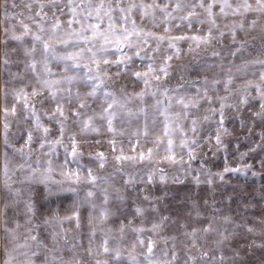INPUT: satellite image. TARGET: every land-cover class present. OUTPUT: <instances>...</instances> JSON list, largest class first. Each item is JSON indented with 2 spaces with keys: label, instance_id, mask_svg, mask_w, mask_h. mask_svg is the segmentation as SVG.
I'll list each match as a JSON object with an SVG mask.
<instances>
[{
  "label": "snow or ice",
  "instance_id": "6c2138e0",
  "mask_svg": "<svg viewBox=\"0 0 264 264\" xmlns=\"http://www.w3.org/2000/svg\"><path fill=\"white\" fill-rule=\"evenodd\" d=\"M0 148V264H264V0H0Z\"/></svg>",
  "mask_w": 264,
  "mask_h": 264
},
{
  "label": "rangeland",
  "instance_id": "374dc122",
  "mask_svg": "<svg viewBox=\"0 0 264 264\" xmlns=\"http://www.w3.org/2000/svg\"><path fill=\"white\" fill-rule=\"evenodd\" d=\"M175 34L178 35L180 33L176 32ZM225 43H227V41H225ZM180 46L182 48L186 49L187 43H181ZM204 55L209 60V62H211V60L215 59V58L211 57L210 53H207ZM184 62L188 63L189 57H184ZM146 63H147V61L141 62L140 60L137 59L136 65H135V70H143V66L146 65ZM123 82H125L129 85L130 90H133V85H132L131 79H128V80L123 81ZM171 83L174 85L176 83V81L171 80ZM141 87H142V85L137 84L135 86L134 90L139 91ZM53 127H55V126H53ZM228 127L230 130H232L234 128L236 129V132H235L236 136L242 135V133L239 131L238 124L229 122ZM205 129H206V131L214 132V126L210 127L208 125H205ZM133 131H134V129H133ZM158 131L159 130H157V132ZM152 134L153 133H150V135H152ZM108 138H110V134H105L103 136V143L101 145L91 144V145H86L84 148L85 156L81 162L83 164L87 165L88 167H91L94 172H101V174H103L102 170H100L98 168V165L88 159V153H90V152L94 153L96 151H103V152H105L106 155L109 156V164L107 165V169H108V171L112 170L113 161L111 160V149L106 142ZM117 139H118V141L119 140L123 141V147H124L125 153L130 154V147L131 146L128 143V139H129L128 135H125L123 137H118ZM225 142L229 143V148L227 150L228 163L231 167H235L238 163V153L234 150L232 145L236 141L233 137H227V138H225ZM132 143L133 144L135 143V137L132 138ZM143 143H144V140L141 139V144H143ZM240 143L242 145L240 151H246L247 149L244 146V141L241 140ZM148 146H151V144L149 143ZM118 147H119V144H118ZM206 150H207V148L205 147L204 149H202L200 151H201V153H203ZM0 151H2V148H0ZM224 156H225L224 152L218 153L215 157H213L211 154H209L205 159V163L213 172L222 171L223 167L225 165ZM261 158H262V156L260 154H254L253 156H250L247 158L248 162H250L254 165V170L257 171L258 173L261 172V169L259 167V160ZM55 159H58L60 161L63 160V149L59 150V155ZM193 167L198 168L199 167V161H194ZM0 179H2V177H0ZM225 179L228 181V183L224 186V188L222 190L231 192L232 188L245 189L247 191V193L257 196V199L252 201V204L254 207L252 209H250V211L254 212L256 214V216H259V214L261 212V208L264 207V205H260L258 202V193H259V189H260L261 184H264V176L258 175L257 177H252L249 174L248 177H243L240 175L227 174ZM169 187L170 188H180L182 191H187L189 188H194L195 186L190 183V178H189V181H186V186L185 185H169ZM201 189L206 190L207 185H201ZM65 209L70 210V203L69 202H66ZM62 214H66V212H64ZM249 222H251V220ZM2 247H3V244H2V242H0V248H2Z\"/></svg>",
  "mask_w": 264,
  "mask_h": 264
}]
</instances>
